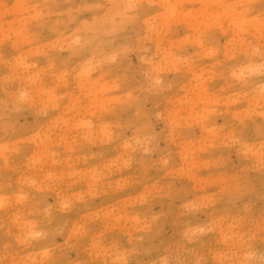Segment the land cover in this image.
Here are the masks:
<instances>
[{"label": "rangeland", "instance_id": "374dc122", "mask_svg": "<svg viewBox=\"0 0 264 264\" xmlns=\"http://www.w3.org/2000/svg\"><path fill=\"white\" fill-rule=\"evenodd\" d=\"M85 1L0 0V259L153 264L185 236L214 259L253 232L259 245L260 109L242 124L235 101L261 80L232 73L264 40L201 7L241 0ZM128 3L142 7L126 18ZM157 75L167 89L146 91Z\"/></svg>", "mask_w": 264, "mask_h": 264}, {"label": "clouds", "instance_id": "9594fccd", "mask_svg": "<svg viewBox=\"0 0 264 264\" xmlns=\"http://www.w3.org/2000/svg\"><path fill=\"white\" fill-rule=\"evenodd\" d=\"M229 6L228 10L235 15H244L249 18L259 19L264 17V0H241V2L226 4ZM142 6L135 4L132 8H127V4L120 5V8L124 11L127 18V14L133 10H138ZM179 11V9H178ZM259 50V49H258ZM258 52L260 62L255 65L256 70L253 72H247L246 77H254L259 75L261 83L258 85V92L261 86H264V78L261 76L259 70V65L264 63L261 55ZM256 53H253L255 55ZM247 83L245 79L242 81ZM165 80L161 75H157L154 78H150L146 82V91L151 93L163 92L167 89ZM255 91V89H254ZM158 119V117H157ZM261 142L262 138L260 137ZM39 236H28L26 237L27 241H44V237L48 235L45 232H39ZM259 236L261 238V243L257 245L256 233H245L242 236L236 237L233 240L228 241L225 245L222 246V250L219 255L214 259H208V253L204 252L201 254L196 248L193 247L192 242L188 236L178 240L174 245L168 249L162 250L159 255L162 258L155 259L153 264H216L218 258H223L224 264H264V232L259 231ZM16 245L11 248L5 249V251L15 250ZM55 253L51 251L50 257L54 256ZM199 256V258H197ZM52 261L57 262V264H138L136 260H133L129 257L126 261L121 260L119 262H113L109 260H93V259H77V260H61L55 258H49ZM24 264L20 260H9L8 258L0 259V264Z\"/></svg>", "mask_w": 264, "mask_h": 264}, {"label": "snow or ice", "instance_id": "6c2138e0", "mask_svg": "<svg viewBox=\"0 0 264 264\" xmlns=\"http://www.w3.org/2000/svg\"><path fill=\"white\" fill-rule=\"evenodd\" d=\"M134 6L135 4L133 3L127 4V8H132ZM48 7H59V5L50 4L48 5ZM169 7L173 9L172 15L175 16L177 10L180 9L182 6L177 4V5H171ZM201 7H222L226 9L229 8L228 5H223V4L222 5H202ZM228 19L230 21V28L233 34H236V33L245 34L251 31L253 28L258 27L261 39L264 40V17H261L259 19L249 18L244 15H235L230 12L228 15ZM217 26L222 27V23L218 21ZM85 30H89L88 25H85ZM12 38L13 37L11 36V34H9V36H7L5 40L7 41ZM40 38L43 39L46 37L41 36ZM81 39L82 38L79 35H77L73 39L72 45L78 47L81 44ZM258 51L261 55L262 60H264V47H262ZM220 52H221L220 49H212L208 54L212 56H216L220 54ZM228 54L229 53L227 51L224 52V55L227 56ZM112 59H115V57H112ZM255 70H256L255 66L249 65L246 69H241L239 72L233 71L232 76L234 79L238 81H244L246 79V73L253 72ZM259 70L261 72L262 78H264V63H261L259 65ZM83 75H86V73H82V76ZM62 78H63V74H61V79ZM235 102L237 103L238 107H243L244 104H247V108H245L242 113L237 114V119H239L242 124L250 120L255 115V108L257 105L260 109L259 115L261 117V123L258 129V132H259L260 137L262 138L261 148H260V158H261L262 165H264V86H261V88L259 89L258 98L245 97L241 99L237 97ZM233 139L236 142H240V140H242V136H234ZM261 171L262 173H264V168H262ZM262 198H264V196H262ZM3 207H5V202L3 200H0V208H3ZM65 207H67V204L65 205ZM259 228L262 232H264V212L261 213V216L259 219ZM78 231L79 230H77V232ZM27 235L35 237V236H39L40 233L33 231V230H28ZM14 245L15 244L10 241L7 245H5V248L6 249L11 248ZM50 253H51V249L49 248L44 249L43 256L46 257V259H44L41 262V264H57V262L48 259V257L50 256ZM13 264H15L14 261H13ZM216 264H224L223 258L222 257L218 258L216 261Z\"/></svg>", "mask_w": 264, "mask_h": 264}, {"label": "bare ground", "instance_id": "6f19581e", "mask_svg": "<svg viewBox=\"0 0 264 264\" xmlns=\"http://www.w3.org/2000/svg\"><path fill=\"white\" fill-rule=\"evenodd\" d=\"M84 1H85V0H84ZM162 2L165 4V3H166V0H163ZM93 3H94V2H87V5H92ZM85 4H86V1H85ZM146 12H147V10H144V11H143V14L146 13ZM70 15H72V14H70ZM66 17L69 18V14H67ZM71 19H72V18H71ZM71 19H70V20H71ZM147 27H148V25H147Z\"/></svg>", "mask_w": 264, "mask_h": 264}]
</instances>
